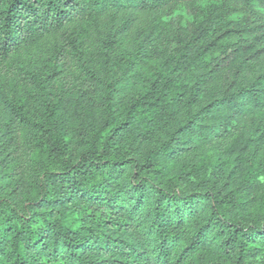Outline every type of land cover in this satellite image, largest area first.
Wrapping results in <instances>:
<instances>
[{
	"label": "trees",
	"instance_id": "16d2710c",
	"mask_svg": "<svg viewBox=\"0 0 264 264\" xmlns=\"http://www.w3.org/2000/svg\"><path fill=\"white\" fill-rule=\"evenodd\" d=\"M0 264H264V0H0Z\"/></svg>",
	"mask_w": 264,
	"mask_h": 264
},
{
	"label": "rangeland",
	"instance_id": "374dc122",
	"mask_svg": "<svg viewBox=\"0 0 264 264\" xmlns=\"http://www.w3.org/2000/svg\"><path fill=\"white\" fill-rule=\"evenodd\" d=\"M166 23H170L171 25L174 27L176 26L179 21L181 20L183 24L188 25L190 23H192L193 21V16L190 14H188L187 12H185L182 8L173 11L170 15H168L167 17H165Z\"/></svg>",
	"mask_w": 264,
	"mask_h": 264
},
{
	"label": "clouds",
	"instance_id": "9594fccd",
	"mask_svg": "<svg viewBox=\"0 0 264 264\" xmlns=\"http://www.w3.org/2000/svg\"><path fill=\"white\" fill-rule=\"evenodd\" d=\"M41 194H43V193H41ZM2 195H7V193H3ZM36 198H38V197H36Z\"/></svg>",
	"mask_w": 264,
	"mask_h": 264
}]
</instances>
